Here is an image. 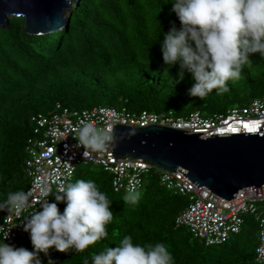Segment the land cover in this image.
I'll list each match as a JSON object with an SVG mask.
<instances>
[{"label": "trees", "instance_id": "trees-1", "mask_svg": "<svg viewBox=\"0 0 264 264\" xmlns=\"http://www.w3.org/2000/svg\"><path fill=\"white\" fill-rule=\"evenodd\" d=\"M171 2L74 0L65 26L44 35L26 34L23 18H8L7 28H0V202L8 193L28 188L24 162L34 127L32 117L53 112L56 103L74 110L104 103L132 112H161L165 104L162 111L172 110L176 115L197 110L212 116L261 98L259 91L264 98V58L259 54L250 57L251 64L244 65L239 80L228 82L227 92L214 89L203 99L188 94L195 81L187 72L180 80L179 65L165 74L163 34L173 25L180 28ZM86 164L82 178L94 180L107 195L114 218L107 225V237L83 252L49 250L56 264H85L94 253L116 247L126 235L141 245L165 244L174 264H264L255 261L256 221L247 224L244 220L246 228L234 235L230 247L228 241L205 246L187 227L175 225L187 198L161 185L154 169L147 173L151 182L143 177V196L133 205L116 196L119 192L112 189L108 172ZM5 213L0 210V224ZM21 239L18 246L31 251L28 233ZM40 259L47 264L43 254Z\"/></svg>", "mask_w": 264, "mask_h": 264}, {"label": "clouds", "instance_id": "clouds-1", "mask_svg": "<svg viewBox=\"0 0 264 264\" xmlns=\"http://www.w3.org/2000/svg\"><path fill=\"white\" fill-rule=\"evenodd\" d=\"M171 4V11L175 13L180 28L173 25L163 34L162 60L167 66L166 75L167 70L175 65H179L177 75L180 80H183L185 72L191 75L195 83L189 90L190 96L203 99L214 89L218 93L227 92L228 82L241 78L243 67L251 64L253 54L264 58V0H172ZM254 100L264 101L254 98L240 108L249 106ZM233 108L236 107L229 108L225 114L212 116H204L197 110L186 115H176L172 110L152 113L171 112L174 117H187L197 111L202 117L210 118L215 115L226 117ZM152 125L200 134L202 139L263 133L260 130L258 133L240 130L203 134L183 127L160 123ZM76 137L78 146L85 149L84 156L103 151L115 142L114 132L98 130L88 122H82V126L76 129ZM31 195V191L10 192L6 200L0 202V210L23 211L30 206ZM49 195V192L44 193L45 197ZM54 198L55 203H48L45 198L40 210L25 218L23 231L26 234L21 238L28 233L32 250L5 243V235L0 239V264H43L40 254L47 258V264H56L49 257V250L80 253L107 237V225L114 218L110 210L112 202L94 180L77 179L66 183ZM139 199L140 193L134 189H129L124 196L128 204L135 205ZM60 202L66 204L62 213L57 207ZM85 264H174V260L165 244L141 245L133 243L132 237L126 235L116 247L94 253Z\"/></svg>", "mask_w": 264, "mask_h": 264}, {"label": "built area", "instance_id": "built-area-1", "mask_svg": "<svg viewBox=\"0 0 264 264\" xmlns=\"http://www.w3.org/2000/svg\"><path fill=\"white\" fill-rule=\"evenodd\" d=\"M32 121L34 127L32 136L27 140L24 162L30 178L25 192L31 191V204L23 211L5 208L6 213L0 224V237L3 239L6 235L5 243L18 247L17 239L26 234L23 231L25 218L39 211L45 198L51 203L50 195L72 179L77 165L92 163L111 175V186L115 192H127L129 189L138 191L144 175L154 169L159 174L161 185L188 200L175 220L176 226L187 227L205 246L229 241L242 229L243 216H254L259 227L255 261L264 262V188H244L238 191L234 199L227 201L204 187L196 188L178 172L157 169L143 159H114L111 146L84 156L85 149L78 146L76 140V129L82 126V122L91 123L102 131H113V127L118 125L144 128L160 123L203 134L240 130L258 133L264 127V101L254 100L249 106L231 109L226 117L215 115L210 118L202 117L197 111L187 117H174L171 112H130L125 107L96 106L74 110L57 103L53 112L33 116ZM45 192L50 195L45 197Z\"/></svg>", "mask_w": 264, "mask_h": 264}, {"label": "water", "instance_id": "water-1", "mask_svg": "<svg viewBox=\"0 0 264 264\" xmlns=\"http://www.w3.org/2000/svg\"><path fill=\"white\" fill-rule=\"evenodd\" d=\"M74 0H0V28L9 17L25 20L24 32L44 35L65 26ZM262 134L200 137L160 125L115 126L112 157L143 159L153 167L178 172L196 188L234 199L238 191L264 188V127Z\"/></svg>", "mask_w": 264, "mask_h": 264}, {"label": "rangeland", "instance_id": "rangeland-1", "mask_svg": "<svg viewBox=\"0 0 264 264\" xmlns=\"http://www.w3.org/2000/svg\"><path fill=\"white\" fill-rule=\"evenodd\" d=\"M248 94H250V92H248ZM258 97H261V99L263 98V97H262V91H259V92H258ZM263 99H264V98H263ZM169 103L172 104V101H170ZM191 104H192V103H191ZM95 106H103V107H106L107 105H105L104 103L99 105V103H98V104H96ZM240 106H244V105H236L235 107H236V108H240ZM166 107H167V106H166L165 104H163L161 111L164 110L163 108H166ZM152 112H154V111H152ZM92 166H93V165H92ZM94 167H95V166H94ZM86 169H87V164L81 163V164L77 165V166H76L75 174H74V176H73V179H72L70 182H75V180H77V179H83L82 176H81V175H82L81 173H83V171H85ZM144 178H145V181H146L147 183H149V182L152 181L148 174L144 175ZM137 192H139V193H140V197H142V196H143V193H144V187H143L142 189H140L139 191H137ZM171 193L173 194V192H171ZM55 194H56V193L53 192V193L50 195V201H51V203H55V202H56V201H55V198H54V195H55ZM125 194H126V192L120 191L118 194H116V196H118V197H124ZM185 199H186V198H185ZM187 204H188V201H187V199H186V200H184L183 209H184V207H185ZM64 205H65V203H63V202H60V203L57 204L58 210H59L61 213L63 212ZM258 207H260V205H258ZM183 209H182V210H183ZM177 215H178V214H177ZM243 219L246 221L247 224L251 223L252 220L255 221L254 216H252V215H250V214H245V215L243 216ZM256 225H257V233L259 234L258 224L256 223ZM242 228L245 229V228H246V225L244 224ZM183 229H184V231H187L186 228H182V230H183ZM235 237H236V236H235ZM235 237L232 236V237L230 238V240L227 242V247H230V246L232 245V243H233L234 240H235ZM21 242H22L23 244H25V240H24V239H21ZM227 249H228V248H227ZM228 250H231V249H228Z\"/></svg>", "mask_w": 264, "mask_h": 264}, {"label": "snow or ice", "instance_id": "snow-or-ice-1", "mask_svg": "<svg viewBox=\"0 0 264 264\" xmlns=\"http://www.w3.org/2000/svg\"><path fill=\"white\" fill-rule=\"evenodd\" d=\"M233 131H235V129H233Z\"/></svg>", "mask_w": 264, "mask_h": 264}]
</instances>
